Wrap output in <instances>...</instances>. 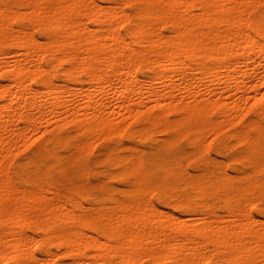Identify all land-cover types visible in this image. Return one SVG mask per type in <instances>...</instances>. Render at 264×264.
Segmentation results:
<instances>
[{"label":"bare ground","instance_id":"6f19581e","mask_svg":"<svg viewBox=\"0 0 264 264\" xmlns=\"http://www.w3.org/2000/svg\"><path fill=\"white\" fill-rule=\"evenodd\" d=\"M0 264H264V0H0Z\"/></svg>","mask_w":264,"mask_h":264},{"label":"rangeland","instance_id":"374dc122","mask_svg":"<svg viewBox=\"0 0 264 264\" xmlns=\"http://www.w3.org/2000/svg\"><path fill=\"white\" fill-rule=\"evenodd\" d=\"M27 154H28V153H26V154H24V155L22 154L20 158H22L23 156H25V155H27Z\"/></svg>","mask_w":264,"mask_h":264}]
</instances>
